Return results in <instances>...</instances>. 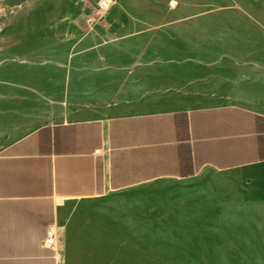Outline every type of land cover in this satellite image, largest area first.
I'll return each instance as SVG.
<instances>
[{"label":"crops","instance_id":"1","mask_svg":"<svg viewBox=\"0 0 264 264\" xmlns=\"http://www.w3.org/2000/svg\"><path fill=\"white\" fill-rule=\"evenodd\" d=\"M108 1L105 9L100 0L54 3L65 7L72 45L51 47L65 56H51L32 84L57 104L30 130L0 134V264H59V225L71 202L149 182L214 173L234 177L243 198L264 203V104L169 90L136 75L185 37L208 13L195 8L210 3ZM251 2L242 5L256 9L211 10L264 15V1ZM49 231L53 247L44 244Z\"/></svg>","mask_w":264,"mask_h":264},{"label":"rangeland","instance_id":"2","mask_svg":"<svg viewBox=\"0 0 264 264\" xmlns=\"http://www.w3.org/2000/svg\"><path fill=\"white\" fill-rule=\"evenodd\" d=\"M56 1L0 0V134L30 130L57 104L32 84L34 73L47 74L51 56H65L51 47L72 45ZM201 1L210 5L195 12L206 16L136 75L169 90L264 104V15L225 18L211 10L229 3L256 9L242 5L252 0ZM242 195L234 177L203 173L73 201L59 225V264H264V203Z\"/></svg>","mask_w":264,"mask_h":264},{"label":"built area","instance_id":"3","mask_svg":"<svg viewBox=\"0 0 264 264\" xmlns=\"http://www.w3.org/2000/svg\"><path fill=\"white\" fill-rule=\"evenodd\" d=\"M99 4H100L101 8L105 9L109 6V1L108 0H100ZM56 241H57L56 233L54 231H49L44 244L46 246L53 247L56 245Z\"/></svg>","mask_w":264,"mask_h":264}]
</instances>
